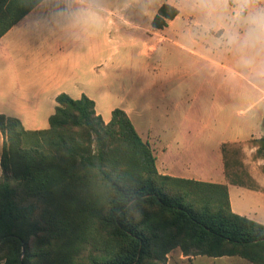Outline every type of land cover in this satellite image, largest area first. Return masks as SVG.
Instances as JSON below:
<instances>
[{
	"label": "trees",
	"instance_id": "16d2710c",
	"mask_svg": "<svg viewBox=\"0 0 264 264\" xmlns=\"http://www.w3.org/2000/svg\"><path fill=\"white\" fill-rule=\"evenodd\" d=\"M43 1L0 0V39ZM178 14L163 5L153 27ZM56 102L45 130L0 115V264H165L176 250L264 264V224L231 206L229 184L257 188L238 143L222 145L227 183L176 178L124 110L106 123L86 95ZM247 145L264 173V136Z\"/></svg>",
	"mask_w": 264,
	"mask_h": 264
},
{
	"label": "rangeland",
	"instance_id": "374dc122",
	"mask_svg": "<svg viewBox=\"0 0 264 264\" xmlns=\"http://www.w3.org/2000/svg\"><path fill=\"white\" fill-rule=\"evenodd\" d=\"M88 1L125 16L127 23L97 31L100 45L107 42L108 46H119L120 53L113 55L98 48L92 60L84 61L86 69L94 66L93 71H84L81 89L69 92L79 97L82 90L96 102L97 111L106 121L111 120L113 110L126 111L146 140L148 133L159 134L164 142L172 140L183 124L194 148L207 151L215 165L217 158L222 157L223 143L247 138L238 143L243 148V163L264 186L262 162L253 160L254 151L247 145L264 136V53L218 45L216 35L203 29L205 17L198 0ZM162 3L177 4L182 18L163 30L166 39L156 45L154 53L143 42L132 40L140 34L136 26H151ZM4 48L3 43L0 81L4 80L2 73L7 66L20 65L22 61ZM157 157L160 164L163 155L158 152ZM193 168L191 173L196 175L197 168L202 170L203 166L198 163ZM206 172L217 179L220 170ZM230 195L235 209L253 211L264 221V195L239 186H231ZM180 255L183 254L179 250L172 252L167 262L251 264L238 257H202L181 262L177 261Z\"/></svg>",
	"mask_w": 264,
	"mask_h": 264
},
{
	"label": "crops",
	"instance_id": "0c3cea01",
	"mask_svg": "<svg viewBox=\"0 0 264 264\" xmlns=\"http://www.w3.org/2000/svg\"><path fill=\"white\" fill-rule=\"evenodd\" d=\"M165 4L162 3L159 6L157 14ZM169 5L178 9L179 14L175 19L169 20L164 29H169L182 18V11L177 4ZM154 18L148 28L143 29L136 26L140 34L132 41L133 43L143 42L150 48V51L155 53L157 52L156 45L162 43L166 37L163 36L164 29L153 27ZM227 22L226 19L225 23ZM120 23L122 26L127 23L125 16L119 15L109 7L94 6L88 0H44L41 2L0 39V45L5 44L4 49L8 54L22 60L19 62L20 65L7 66L2 73L4 80L0 81V115L20 120L25 129L29 131L48 129L49 126L45 127V125L49 124L50 117L55 114L56 98L60 94H68L74 99H80L86 95L82 90L79 97L69 92V90L81 89L84 71H93L94 66L91 64L86 69L84 61L87 63L88 59L92 60L98 48H101V51L119 55V46H108L107 42L105 45L99 44L97 31L100 28L116 26ZM222 32L223 29L221 32L211 33L217 38L222 35ZM98 114L100 115L99 112ZM178 135L165 142L159 134L148 133L145 136L147 140L140 135L143 140L150 143L155 155H158V152L163 155L160 164L156 155L157 169L160 174L201 182L227 183L223 155L217 158V165H215L207 151L194 148L190 140V132L187 128L184 129L183 124ZM245 139L223 144L245 142ZM4 141L5 137L0 131V178L3 176L1 158ZM198 163L203 166V169L197 168V173L194 175L191 172ZM215 168L220 170L217 179L206 172ZM252 178L257 188L248 189L264 195V186L253 176ZM231 186L237 185L229 184V194ZM230 201L232 210L236 214L264 224V221L259 220L253 211L248 212L243 207L235 209L231 195ZM178 258L177 261L187 262L202 257L189 259L180 255ZM170 261L169 259L166 264H171Z\"/></svg>",
	"mask_w": 264,
	"mask_h": 264
},
{
	"label": "clouds",
	"instance_id": "9594fccd",
	"mask_svg": "<svg viewBox=\"0 0 264 264\" xmlns=\"http://www.w3.org/2000/svg\"><path fill=\"white\" fill-rule=\"evenodd\" d=\"M198 3L205 17L204 31L223 29L216 38L218 45L264 53V0H198ZM136 218L141 217L137 214Z\"/></svg>",
	"mask_w": 264,
	"mask_h": 264
}]
</instances>
